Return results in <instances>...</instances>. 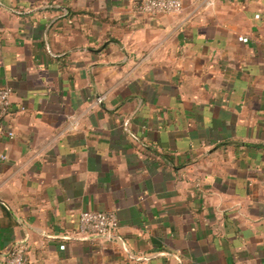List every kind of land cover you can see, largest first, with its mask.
I'll return each mask as SVG.
<instances>
[{"label": "crops", "instance_id": "crops-1", "mask_svg": "<svg viewBox=\"0 0 264 264\" xmlns=\"http://www.w3.org/2000/svg\"><path fill=\"white\" fill-rule=\"evenodd\" d=\"M136 1L0 0V264H264V0Z\"/></svg>", "mask_w": 264, "mask_h": 264}, {"label": "built area", "instance_id": "built-area-1", "mask_svg": "<svg viewBox=\"0 0 264 264\" xmlns=\"http://www.w3.org/2000/svg\"><path fill=\"white\" fill-rule=\"evenodd\" d=\"M215 0H209L207 6L211 7ZM182 10L180 0H138L133 4V11L144 16L169 15ZM12 91L0 84V132L1 126L9 116L11 110ZM119 229V220L112 211H85L79 216L77 237L110 239ZM61 250L64 246L59 247ZM27 248L20 244L8 252L1 264H26Z\"/></svg>", "mask_w": 264, "mask_h": 264}]
</instances>
